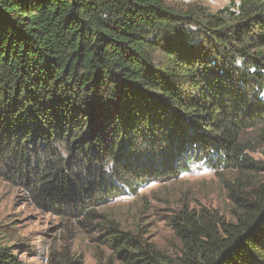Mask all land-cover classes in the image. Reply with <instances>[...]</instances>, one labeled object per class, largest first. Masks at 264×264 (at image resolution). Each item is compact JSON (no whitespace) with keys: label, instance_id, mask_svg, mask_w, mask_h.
Instances as JSON below:
<instances>
[{"label":"trees","instance_id":"trees-1","mask_svg":"<svg viewBox=\"0 0 264 264\" xmlns=\"http://www.w3.org/2000/svg\"><path fill=\"white\" fill-rule=\"evenodd\" d=\"M255 129L264 144V0H0V171L93 225L98 264H264ZM198 165L238 173L231 220L176 212V256L100 225L99 208ZM0 264L23 263L0 246Z\"/></svg>","mask_w":264,"mask_h":264},{"label":"rangeland","instance_id":"rangeland-1","mask_svg":"<svg viewBox=\"0 0 264 264\" xmlns=\"http://www.w3.org/2000/svg\"><path fill=\"white\" fill-rule=\"evenodd\" d=\"M177 4H199L215 12L229 0H176ZM260 130L246 132L242 141L246 154L263 160ZM238 177L236 171H213L198 165L138 190L134 197L111 201L98 209L101 224L115 223L122 231H138L146 242L169 256L180 244L172 227L176 212L201 209L216 212L230 221L232 205L226 186ZM248 185L264 182V174L248 175ZM96 224V223H95ZM93 225L81 218L60 215L39 205L32 195L0 171V246L17 250L23 264H98L110 255L98 241Z\"/></svg>","mask_w":264,"mask_h":264}]
</instances>
